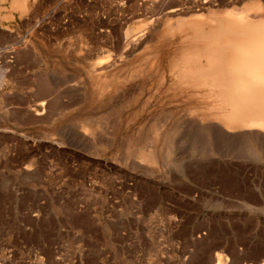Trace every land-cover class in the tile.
<instances>
[{"label":"rangeland","instance_id":"1","mask_svg":"<svg viewBox=\"0 0 264 264\" xmlns=\"http://www.w3.org/2000/svg\"><path fill=\"white\" fill-rule=\"evenodd\" d=\"M164 3L0 0V264H264V156L210 163L193 135L154 130L147 84L114 71L171 9L264 17V0Z\"/></svg>","mask_w":264,"mask_h":264},{"label":"bare ground","instance_id":"2","mask_svg":"<svg viewBox=\"0 0 264 264\" xmlns=\"http://www.w3.org/2000/svg\"><path fill=\"white\" fill-rule=\"evenodd\" d=\"M260 5L249 3L242 10L226 4L218 8L202 5L200 9L174 6L176 9L170 10L169 6L170 18L146 27L140 36L138 32L139 37L127 41V52L124 50L114 61V71L124 63L130 67L126 74L122 68L116 70L118 84L125 86L137 79L147 84L145 102L137 112H147L154 130L165 132L171 127L193 135L192 139L207 147L204 156L209 161L215 154L253 163L264 156V17H251L245 12L250 6L251 11L256 8L259 12ZM24 6V1L15 2L14 9L22 10ZM141 54L147 56L140 57ZM111 67L101 68L105 70L100 78H107ZM135 88V94L140 92L139 87ZM154 138H148L150 144L158 142ZM163 139L168 144V136ZM143 158L155 161L154 150L143 154Z\"/></svg>","mask_w":264,"mask_h":264}]
</instances>
